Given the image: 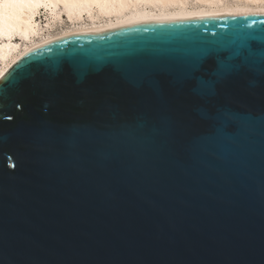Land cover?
<instances>
[{
    "label": "water",
    "instance_id": "obj_1",
    "mask_svg": "<svg viewBox=\"0 0 264 264\" xmlns=\"http://www.w3.org/2000/svg\"><path fill=\"white\" fill-rule=\"evenodd\" d=\"M0 264H264V15L18 60L0 80Z\"/></svg>",
    "mask_w": 264,
    "mask_h": 264
},
{
    "label": "bare ground",
    "instance_id": "obj_2",
    "mask_svg": "<svg viewBox=\"0 0 264 264\" xmlns=\"http://www.w3.org/2000/svg\"><path fill=\"white\" fill-rule=\"evenodd\" d=\"M232 14L264 15V0H0V80L34 48L67 36Z\"/></svg>",
    "mask_w": 264,
    "mask_h": 264
},
{
    "label": "rangeland",
    "instance_id": "obj_3",
    "mask_svg": "<svg viewBox=\"0 0 264 264\" xmlns=\"http://www.w3.org/2000/svg\"><path fill=\"white\" fill-rule=\"evenodd\" d=\"M42 24L44 25L45 23L43 22ZM59 29H61L60 26L58 28L56 27V30H54L53 33H56V31L59 30Z\"/></svg>",
    "mask_w": 264,
    "mask_h": 264
}]
</instances>
